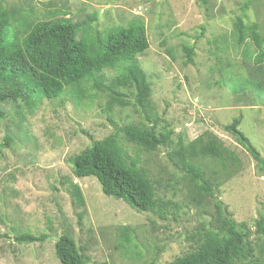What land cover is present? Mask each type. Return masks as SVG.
Segmentation results:
<instances>
[{"label": "rangeland", "instance_id": "obj_1", "mask_svg": "<svg viewBox=\"0 0 264 264\" xmlns=\"http://www.w3.org/2000/svg\"><path fill=\"white\" fill-rule=\"evenodd\" d=\"M244 4V20L256 22L264 39V0H0V8H31L32 18L64 11L78 24L77 36L91 43L142 21L149 47L137 59L151 84L157 129L170 126L187 140L211 132L239 155L240 166L228 174L214 160L201 162L219 184L213 187L219 201L254 232L264 204V169L222 129L240 116L239 130L264 157V87L256 88L248 76L258 66L257 50L249 39L237 44L233 31ZM184 46L193 47L192 62H186ZM117 72L104 69L106 81ZM106 98L88 89L81 99L66 90L55 99L42 98L32 109L20 100L0 102L5 113L0 141L5 134L11 137L0 154V264H60L54 244L62 233L84 246L86 264H166L214 225V199L205 195L197 201L193 184L162 147L148 151L120 136L155 183L157 197L168 202L165 216L138 212L105 195L96 177L74 175L69 157L111 133L109 119L117 127L143 120L132 99L104 112ZM212 169L220 170L214 174ZM71 183L79 186L83 205L74 202ZM22 231L48 237L16 242L14 233ZM249 239L257 255L264 238L253 233Z\"/></svg>", "mask_w": 264, "mask_h": 264}, {"label": "trees", "instance_id": "obj_2", "mask_svg": "<svg viewBox=\"0 0 264 264\" xmlns=\"http://www.w3.org/2000/svg\"><path fill=\"white\" fill-rule=\"evenodd\" d=\"M247 6L244 4L234 17L233 31L237 44L248 39L254 43L258 66L251 68L248 76L256 88H263L264 39L256 22L244 20ZM33 15L31 8L27 12L19 7L0 8V102L20 100L32 109L42 98L55 99L70 90L81 99L91 89L107 95L103 111L108 112L116 105H129L132 99L141 110L143 120L117 127L109 119L113 124L111 133L93 139L90 145L69 157L74 175L96 177L105 195L121 199L138 212L155 211L165 216L168 202L157 197L155 183L138 158L125 150L120 136L148 151L162 147L193 184L199 196L196 200H203L205 195L214 199L216 213L214 225L194 238L195 245L166 264H264V247H258L256 255V246L249 239L253 233L264 238V204L254 223V232L244 223H237L217 198L213 187L219 184L211 181L201 162L202 158L214 160L228 174L240 166L239 155L211 132L187 140L183 131L174 132L170 126L157 129L158 117L150 98L151 84L137 59L149 47L145 24L134 20L91 43L83 35L77 36L78 24L64 11L53 12L44 19L32 18ZM94 18L92 15L89 20ZM184 50L186 62H192L193 47L184 46ZM106 68L118 70L108 82ZM4 114L0 108V120ZM240 119V116L234 117L222 129L264 169V157L238 128ZM10 142L11 137L5 134L0 141V154ZM220 169L212 170L217 174ZM71 195L76 204H84L76 183H71ZM123 231L127 234V229ZM47 237V233L27 231L13 235L19 243L41 242ZM54 252L60 264L88 261L84 246H78L67 233L57 237Z\"/></svg>", "mask_w": 264, "mask_h": 264}]
</instances>
